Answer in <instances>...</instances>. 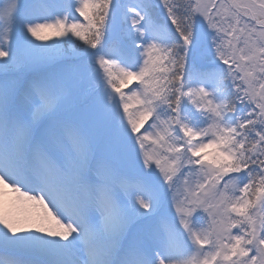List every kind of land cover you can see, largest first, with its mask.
I'll return each instance as SVG.
<instances>
[{
    "label": "snow or ice",
    "instance_id": "obj_1",
    "mask_svg": "<svg viewBox=\"0 0 264 264\" xmlns=\"http://www.w3.org/2000/svg\"><path fill=\"white\" fill-rule=\"evenodd\" d=\"M0 264H264V0H0Z\"/></svg>",
    "mask_w": 264,
    "mask_h": 264
}]
</instances>
